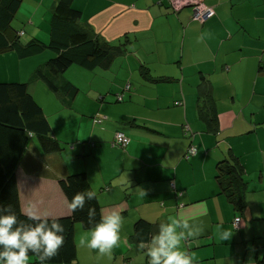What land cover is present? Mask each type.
Returning <instances> with one entry per match:
<instances>
[{"label":"crops","instance_id":"0c3cea01","mask_svg":"<svg viewBox=\"0 0 264 264\" xmlns=\"http://www.w3.org/2000/svg\"><path fill=\"white\" fill-rule=\"evenodd\" d=\"M56 1L21 0L11 21L21 43L49 41ZM202 2L211 14L200 23L189 8L172 12L167 0H72L79 26L120 44L123 52L105 68L81 72L82 81L62 76L76 88L72 96L60 94L63 104L69 107L73 99L77 119L88 115L90 141H78L68 123L56 121L59 129L50 125L52 138L59 142L68 134L65 141L74 146L68 153L80 157L72 156L68 166L60 152L58 166L33 136L15 169L20 206L22 212L32 207L53 218L68 217L58 181L88 157L84 172L101 215L118 210L123 223L118 246L103 254L80 245L91 229L74 224L75 258L60 264H147L131 236L141 218L155 224L154 234L170 218L188 219L198 235L181 245L193 264H256L264 258V124L249 131L264 122V0ZM46 49L43 60L53 56ZM203 93L214 102L213 122L198 112ZM118 130L129 139L124 148L111 144ZM190 146L195 154L185 158ZM229 154L243 166L239 205L215 178L218 160ZM235 217L241 218L238 229ZM222 230L230 231V238L221 240ZM29 262L36 264L33 257Z\"/></svg>","mask_w":264,"mask_h":264},{"label":"trees","instance_id":"16d2710c","mask_svg":"<svg viewBox=\"0 0 264 264\" xmlns=\"http://www.w3.org/2000/svg\"><path fill=\"white\" fill-rule=\"evenodd\" d=\"M71 2L72 0H57L52 6L47 43L34 38L23 44L11 28V21L21 0H0V53L13 51L18 58H25L48 48L54 55L35 68L31 80H42L53 90L59 88L58 91L72 96L76 88L70 82L58 78L63 71L73 64L87 70L105 68L116 55L123 52V48L120 44L106 42L89 27L79 26L80 13ZM168 6L172 12L184 8L173 9L170 4ZM185 7L191 10L192 15V7ZM53 76L57 77L58 84L52 81ZM27 84L23 81H0V205H11L12 211L17 213L20 220H26V217L22 215L15 169L31 138L36 137L45 153L61 150L59 142L50 134L51 127L42 108L28 92ZM201 95L204 100L199 105L198 112L205 119L213 118L212 121L210 119L213 122L216 117L214 102L206 98L205 93ZM117 132L127 138V143H117L114 133L111 144L124 148L129 139L122 131ZM195 150L193 146L188 147L185 158L195 154ZM242 176L243 166L236 156L229 154L218 160L215 178L227 197L236 205L241 202L237 194L244 192L245 182ZM58 184L68 204L75 193L85 189L92 190L85 172L68 174L59 179ZM88 207L95 209V219L98 221L101 211L97 198L88 202L83 211L73 213L70 209L68 217L59 218L60 223L65 226L64 243L49 264L70 263L74 260V224L83 230L91 229L87 222ZM133 228L131 236L138 246L147 245L155 232V224L142 218L133 223ZM29 257H33L36 262L34 254L29 253ZM256 264H264V258L257 259Z\"/></svg>","mask_w":264,"mask_h":264},{"label":"clouds","instance_id":"9594fccd","mask_svg":"<svg viewBox=\"0 0 264 264\" xmlns=\"http://www.w3.org/2000/svg\"><path fill=\"white\" fill-rule=\"evenodd\" d=\"M96 198L94 190L85 189L75 193L68 206L73 213L83 211L86 204ZM22 215L26 220H20L11 205H0V264H30L29 253L36 256V264H49L64 243L65 226L59 218L42 214L32 207ZM95 217V209L88 207L87 222L91 230L79 243L102 254L110 253L120 241L123 223L120 211L111 210L98 221ZM231 234L222 230L219 238L226 240ZM195 235L198 233L191 230L188 219L170 218L159 225L158 232L151 236L147 245L140 247L144 249L147 264H193L181 242Z\"/></svg>","mask_w":264,"mask_h":264},{"label":"rangeland","instance_id":"374dc122","mask_svg":"<svg viewBox=\"0 0 264 264\" xmlns=\"http://www.w3.org/2000/svg\"><path fill=\"white\" fill-rule=\"evenodd\" d=\"M16 21H17V23H14V24H15V27L17 28V26L19 25V22H18V20H16ZM194 21H196V20H194ZM197 22H199V21H197ZM18 28H19V26H18ZM28 40H26V41H28ZM46 51L53 53V51H50L49 49H46L44 52H46ZM53 55H54V53H53ZM36 58H37L38 62H36ZM46 59H48V58H46ZM46 59L43 60V52L36 54V55L29 56V57H25V58H18L13 51H9L6 53H4V52L0 53V77L7 78L10 76H16V77L21 78L22 81L27 82L29 84L28 88H30V90H33L35 92V95L33 96V98L42 108L44 115L47 118H48V116H51V118H50L51 120L46 118L50 125H54L56 127V129H59L60 126H58L57 122H60V123L65 122V124L68 123L69 126H68L67 130L70 127L74 128V132L78 133V141L84 140V141L89 142L90 140L87 137L90 136L88 134V132H89V129L91 127V124L89 125V127L85 124V120L89 121V119L87 118L88 115L86 113H83V115H84L83 120H81L82 114L79 115V119H77V113L74 110L75 100L71 99L70 106L68 107V104L67 105L63 104V97L60 96V93H63V92L58 91L59 88L53 90L42 80L36 81V82H34V80H31L32 79V73L35 70V68L38 65L42 64ZM33 60H35V61H33ZM71 68H74V69H71L69 71H63L59 75L58 78L63 79L62 76L64 75L65 77H69V78L75 79L77 81H82L83 76H82L81 72H84L86 74H90V72H91L90 70L87 71L86 69H82V67H78L77 65H72ZM76 68H78V69H76ZM76 70H78V71H76ZM52 81L55 84L59 83L56 76L52 77ZM43 84H44V87H43ZM45 85L47 86V88L49 90L46 88ZM65 98H66V96H65ZM119 103H121V102H119ZM253 103H255V102H253ZM114 104H115V102H114ZM260 104L261 103L259 102V104L256 105V108L259 107L258 105H260ZM80 107L82 108V105ZM68 112H72V114L68 115ZM64 118H65V120H64ZM263 124H264V122L263 123H257V124H255V126H253V124H252L249 131L254 133L255 127H258V129H261L260 127ZM67 133H69V131H67ZM67 136H68V134H67ZM67 136L65 137L64 140H59V144L61 146V150L59 152H54V153H50V154L46 155V156H53L52 157L53 159L51 160L53 165L59 166V165L63 164V162L61 161L62 158L59 154L60 152L63 153V157H64V160L66 163L70 162L72 156H73L72 158H80L79 156L76 157V152L70 151V153H68V151L72 150L74 148V146L72 145V143H68L65 141ZM81 158L82 159H78L79 160L78 163L82 164V167H78V169L70 172L69 174L85 171L84 170L85 168L83 166V159L88 158V157H81ZM45 160H47V157ZM67 164H69V163H67ZM68 166H71V165L69 164Z\"/></svg>","mask_w":264,"mask_h":264},{"label":"built area","instance_id":"2783aa9c","mask_svg":"<svg viewBox=\"0 0 264 264\" xmlns=\"http://www.w3.org/2000/svg\"><path fill=\"white\" fill-rule=\"evenodd\" d=\"M167 1L170 4V7H172L173 9H179L181 7L191 6L192 7L191 19L199 21L201 23L204 22L206 18L211 14L210 8L206 7L203 4L202 0H167ZM94 121L99 123L102 121V119L101 118L94 119ZM115 140L117 143H121V144L127 143V138L121 132H116ZM240 221H241L240 217H235L232 221L233 227L239 228Z\"/></svg>","mask_w":264,"mask_h":264}]
</instances>
